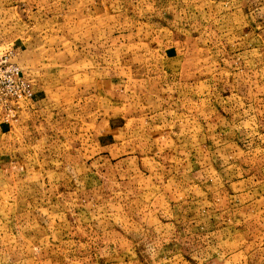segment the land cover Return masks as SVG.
Instances as JSON below:
<instances>
[{
  "label": "rangeland",
  "instance_id": "374dc122",
  "mask_svg": "<svg viewBox=\"0 0 264 264\" xmlns=\"http://www.w3.org/2000/svg\"><path fill=\"white\" fill-rule=\"evenodd\" d=\"M0 52V264H264V0H0Z\"/></svg>",
  "mask_w": 264,
  "mask_h": 264
},
{
  "label": "built area",
  "instance_id": "2783aa9c",
  "mask_svg": "<svg viewBox=\"0 0 264 264\" xmlns=\"http://www.w3.org/2000/svg\"><path fill=\"white\" fill-rule=\"evenodd\" d=\"M10 52H0V107L12 112L16 104L33 95L32 84L23 76Z\"/></svg>",
  "mask_w": 264,
  "mask_h": 264
}]
</instances>
